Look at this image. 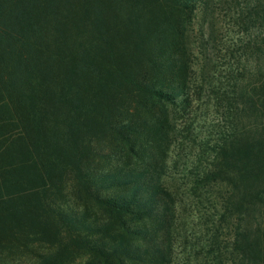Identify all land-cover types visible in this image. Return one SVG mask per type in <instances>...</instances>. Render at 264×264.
Returning <instances> with one entry per match:
<instances>
[{
    "label": "trees",
    "instance_id": "trees-1",
    "mask_svg": "<svg viewBox=\"0 0 264 264\" xmlns=\"http://www.w3.org/2000/svg\"><path fill=\"white\" fill-rule=\"evenodd\" d=\"M216 1L0 0L3 261L172 264L182 180L220 192L226 264H264V0H239L224 90L192 61ZM207 94L225 126L190 160L178 121Z\"/></svg>",
    "mask_w": 264,
    "mask_h": 264
},
{
    "label": "rangeland",
    "instance_id": "rangeland-1",
    "mask_svg": "<svg viewBox=\"0 0 264 264\" xmlns=\"http://www.w3.org/2000/svg\"><path fill=\"white\" fill-rule=\"evenodd\" d=\"M215 3L217 5L212 7L209 13H203V16L201 12L198 13L191 36L195 53L192 61L198 77L202 76L205 80L206 87L221 83L224 90L231 78L230 76L228 79V71L231 67H239L238 60L243 55L239 43L241 32H238L237 26L234 25L239 0ZM243 60L244 58H241L240 61ZM202 71L206 79L203 78ZM223 113V106L216 103L213 94L193 101L188 114L178 121L179 129L192 125L191 129H194L196 135L193 139L197 140V144L192 139L191 147L187 145L190 148L185 149L188 159L192 160L197 156L199 142L205 138L208 129H221L225 126ZM172 151L173 149L171 157L175 158L176 151ZM178 163L181 165L182 160ZM175 186L178 200L172 264H226L229 230L223 219L224 208L220 192L217 188L209 190L207 187L194 191L189 181L182 180ZM214 239L218 241L215 245ZM38 259L37 254H28L17 258L9 257L4 261L0 258V264H38ZM86 259L79 256L74 264H85Z\"/></svg>",
    "mask_w": 264,
    "mask_h": 264
}]
</instances>
